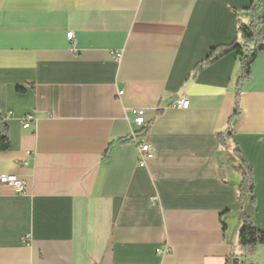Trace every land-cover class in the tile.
I'll list each match as a JSON object with an SVG mask.
<instances>
[{
	"label": "crops",
	"instance_id": "0c3cea01",
	"mask_svg": "<svg viewBox=\"0 0 264 264\" xmlns=\"http://www.w3.org/2000/svg\"><path fill=\"white\" fill-rule=\"evenodd\" d=\"M252 3L0 0V177L24 182V193L0 184V264H264V245L239 244L244 215L264 231V51L231 139L238 56L194 72L264 17V0ZM136 109L153 152L144 167ZM232 141L255 204L239 197Z\"/></svg>",
	"mask_w": 264,
	"mask_h": 264
},
{
	"label": "trees",
	"instance_id": "16d2710c",
	"mask_svg": "<svg viewBox=\"0 0 264 264\" xmlns=\"http://www.w3.org/2000/svg\"><path fill=\"white\" fill-rule=\"evenodd\" d=\"M255 1L253 0L252 5L247 10H252L256 13L257 7L255 6ZM264 26V17L256 19L251 25L238 24V40L230 45L219 46L210 50L207 58L196 65L194 72L197 73L201 71L204 67L211 65L218 61L223 56L236 53L239 58L240 63V76L237 80V97H236V108L234 114L229 120V130L226 133L225 138L231 139V132L233 122L240 116V100L239 93L241 91L242 85L250 80L251 78V67L255 62L257 55L264 51V31H260L259 28ZM224 137H218L220 143L223 147L228 149L231 145L226 144ZM233 145L232 153L239 158L240 167L242 170V180L239 186V197L240 199H246L252 196V203L255 204V198L253 195L254 191V178L252 167L246 163L239 149L237 148L234 141L230 143ZM10 147L9 136L6 126H4L0 120V151H6ZM111 151L108 152V157ZM242 226L239 232V244L249 252H253L258 246L264 245V231L257 229L253 223L250 221L249 217L244 215L242 218Z\"/></svg>",
	"mask_w": 264,
	"mask_h": 264
},
{
	"label": "built area",
	"instance_id": "2783aa9c",
	"mask_svg": "<svg viewBox=\"0 0 264 264\" xmlns=\"http://www.w3.org/2000/svg\"><path fill=\"white\" fill-rule=\"evenodd\" d=\"M67 38L70 42H73L74 33L69 32L67 34ZM173 106L176 108L187 109L189 107V101L184 97H179L174 101ZM133 114L135 118L132 122V139L136 142L139 149L138 165L140 167H144L146 165V162L153 158V152L150 146L144 143L141 138L138 137V135L142 134L147 127V122L145 120V111L136 109L133 110ZM32 118V116H28L24 119V128L30 127V122ZM0 184L10 187L17 193H24V182L15 175L1 176ZM168 252L169 249L167 248L163 250H158V253L163 255L167 254Z\"/></svg>",
	"mask_w": 264,
	"mask_h": 264
}]
</instances>
